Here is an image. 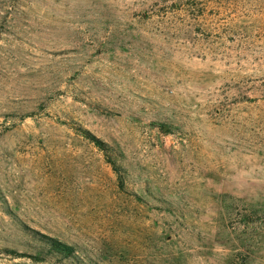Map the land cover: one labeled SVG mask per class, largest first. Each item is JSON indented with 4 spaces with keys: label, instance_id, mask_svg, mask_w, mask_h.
<instances>
[{
    "label": "rangeland",
    "instance_id": "obj_1",
    "mask_svg": "<svg viewBox=\"0 0 264 264\" xmlns=\"http://www.w3.org/2000/svg\"><path fill=\"white\" fill-rule=\"evenodd\" d=\"M0 264H264V0H0Z\"/></svg>",
    "mask_w": 264,
    "mask_h": 264
},
{
    "label": "trees",
    "instance_id": "obj_2",
    "mask_svg": "<svg viewBox=\"0 0 264 264\" xmlns=\"http://www.w3.org/2000/svg\"><path fill=\"white\" fill-rule=\"evenodd\" d=\"M86 135L101 149H105V144L104 142L95 137L94 135L90 134L89 132H85ZM108 162H110L114 168V170L117 171V166L115 162L111 158H107ZM36 233V232H35ZM37 236L39 237L38 240L41 242L42 245H44V249L46 253L55 255L59 258H71L74 259L76 257L75 251L73 246L69 245L68 243H65L55 237L48 236L46 234H40L36 233ZM18 255L23 256V255H28L29 257H36L34 259H42L41 256H35L32 254H26V253H18Z\"/></svg>",
    "mask_w": 264,
    "mask_h": 264
}]
</instances>
